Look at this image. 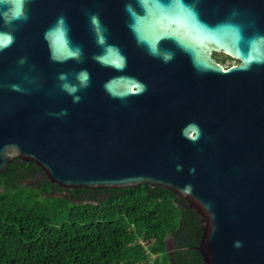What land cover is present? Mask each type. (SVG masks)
Listing matches in <instances>:
<instances>
[{"label": "water", "instance_id": "obj_1", "mask_svg": "<svg viewBox=\"0 0 264 264\" xmlns=\"http://www.w3.org/2000/svg\"><path fill=\"white\" fill-rule=\"evenodd\" d=\"M24 12L0 19L13 36L0 175L18 159L65 189L162 187L202 217L204 264H264V0H25ZM59 17L76 58H53ZM81 70L70 95L59 74L78 84Z\"/></svg>", "mask_w": 264, "mask_h": 264}, {"label": "trees", "instance_id": "obj_2", "mask_svg": "<svg viewBox=\"0 0 264 264\" xmlns=\"http://www.w3.org/2000/svg\"><path fill=\"white\" fill-rule=\"evenodd\" d=\"M203 228L162 187L65 189L18 159L0 175V264H204Z\"/></svg>", "mask_w": 264, "mask_h": 264}, {"label": "clouds", "instance_id": "obj_3", "mask_svg": "<svg viewBox=\"0 0 264 264\" xmlns=\"http://www.w3.org/2000/svg\"><path fill=\"white\" fill-rule=\"evenodd\" d=\"M25 0H0V19L3 23L10 24L12 21L19 19H27V16L24 12ZM92 24L96 27V30L99 31V21L95 16L92 17ZM67 26L64 22L63 17H59L55 24L48 30L46 35H54L57 38V41L60 47L63 50V55L60 57L53 56L54 59H68L76 58L79 56L80 49L78 46H72L71 42L67 37ZM13 40V36L10 32L0 31V48L7 46ZM99 43H103V38L100 37L98 40ZM108 53H112L113 49L111 46L107 49ZM98 60L104 61V56L95 57ZM59 80L64 81L60 87L66 91L68 94L72 95L77 92L78 87H84L87 83V72L81 70L76 74V80L78 84L69 83L67 81V76L64 73L59 74ZM80 99L78 95H73V102H77Z\"/></svg>", "mask_w": 264, "mask_h": 264}, {"label": "rangeland", "instance_id": "obj_4", "mask_svg": "<svg viewBox=\"0 0 264 264\" xmlns=\"http://www.w3.org/2000/svg\"><path fill=\"white\" fill-rule=\"evenodd\" d=\"M215 56L218 59L224 58L222 54H215ZM235 64H237L235 61H233V60H231V61L227 60V61H225V63L223 65L224 66H231V65H235ZM167 241H168V248H169V250H171L172 245H173V239L172 238H168Z\"/></svg>", "mask_w": 264, "mask_h": 264}, {"label": "flooded vegetation", "instance_id": "obj_5", "mask_svg": "<svg viewBox=\"0 0 264 264\" xmlns=\"http://www.w3.org/2000/svg\"><path fill=\"white\" fill-rule=\"evenodd\" d=\"M224 56V55H223ZM212 57H213V59H214V61H216L217 62V60H216V58L214 57V55H212ZM226 57V56H225ZM228 58V57H227ZM236 62V61H235ZM237 64H238V62H236ZM223 65V64H222ZM224 66V65H223ZM173 239V238H172ZM168 242V241H167ZM174 245H175V242H174V239H173V245H172V248H171V250H170V253H171V255H173L174 254ZM168 246V245H167Z\"/></svg>", "mask_w": 264, "mask_h": 264}]
</instances>
